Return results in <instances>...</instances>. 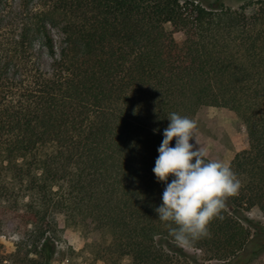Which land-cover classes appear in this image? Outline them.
Wrapping results in <instances>:
<instances>
[{
    "label": "trees",
    "instance_id": "trees-1",
    "mask_svg": "<svg viewBox=\"0 0 264 264\" xmlns=\"http://www.w3.org/2000/svg\"><path fill=\"white\" fill-rule=\"evenodd\" d=\"M237 2L0 0V202L23 227L18 262L50 264L55 215L99 235L95 260L245 262L256 228L238 215L264 217V0ZM204 107L233 111L248 148L223 219L185 249L158 220L152 169L168 115Z\"/></svg>",
    "mask_w": 264,
    "mask_h": 264
},
{
    "label": "clouds",
    "instance_id": "clouds-1",
    "mask_svg": "<svg viewBox=\"0 0 264 264\" xmlns=\"http://www.w3.org/2000/svg\"><path fill=\"white\" fill-rule=\"evenodd\" d=\"M167 120L152 169L157 182L165 185L155 212L158 220L166 222L176 245L188 249L209 235L208 225L214 218L223 219L225 201L237 194L241 183L229 164L205 159L207 153L194 141V120L176 112Z\"/></svg>",
    "mask_w": 264,
    "mask_h": 264
},
{
    "label": "rangeland",
    "instance_id": "rangeland-1",
    "mask_svg": "<svg viewBox=\"0 0 264 264\" xmlns=\"http://www.w3.org/2000/svg\"><path fill=\"white\" fill-rule=\"evenodd\" d=\"M231 5H237V0H224ZM18 0H12V6L17 5ZM16 8V7H15ZM167 31H171L169 24L165 25ZM51 34L56 45H59L60 36L56 29L51 28ZM173 37L176 42H181L183 34L175 32ZM41 65L47 69L51 59L40 51ZM196 122L194 130V141L198 147L203 149L207 160H220L227 164L231 162L235 154L248 148V138L245 126L236 114L226 108L204 107L201 108L193 119ZM190 141V143H194ZM241 222L247 227L248 223L254 225L256 234L254 244L249 245L241 256L243 264H264V217L256 209L249 213L238 215ZM56 224V238L52 237L55 245L52 249V260L50 264H132L129 257L118 261L95 260L92 246L99 241V235L95 232L87 235L81 234L76 229L65 226L61 215L54 216ZM23 227L10 212H4V204L0 202V264H22L18 257L22 258L24 251L16 255V243L18 242ZM253 231V230H252ZM52 235V234H51ZM241 258V260H242ZM202 256H199V261ZM204 264H221L219 262H204Z\"/></svg>",
    "mask_w": 264,
    "mask_h": 264
}]
</instances>
